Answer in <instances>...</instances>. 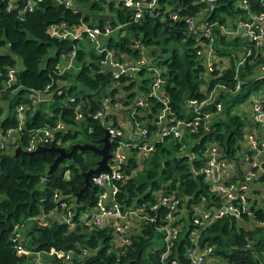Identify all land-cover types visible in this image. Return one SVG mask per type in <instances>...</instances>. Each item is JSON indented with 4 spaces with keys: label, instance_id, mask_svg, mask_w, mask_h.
<instances>
[{
    "label": "trees",
    "instance_id": "1",
    "mask_svg": "<svg viewBox=\"0 0 264 264\" xmlns=\"http://www.w3.org/2000/svg\"><path fill=\"white\" fill-rule=\"evenodd\" d=\"M77 1H86L89 9L59 0H37L33 8L23 10L26 0H0V48L6 47L0 52V97L7 108L3 113L0 107V131L14 129L20 146L17 151L16 144L11 151L7 150L10 145L0 147V264H171L172 258L178 260L177 264H190L185 248L194 227L191 222L195 206H210L219 199L201 171L206 141L217 139L233 165L244 163L242 138L250 124L240 104L253 91L264 90V76H256L264 54L259 52L254 61L237 68L233 63L239 53L231 50L246 47V42L221 33L219 24L244 15L238 0H157L153 6L144 5L138 17L135 8L120 0ZM263 1L249 0L250 8L262 9ZM105 6L108 15L96 16ZM188 15L196 18L197 26L203 20L217 21L214 47L222 59L214 62L212 71L206 69L203 57L197 53L205 40L188 29ZM60 21L70 28L85 22L102 32L106 28L114 30V34L107 33L104 45L121 60L136 59L144 50L148 63L165 78L161 91L170 108L169 116L186 120L201 117L196 130L185 131L181 139L165 135L147 156L139 154L136 140L126 138L130 146L122 164L125 178L116 180V199L124 206L145 203L151 214L149 205L160 195L179 199V220L185 227L164 261L160 259L164 242L159 219L140 220L138 228L130 231L129 242L117 245L110 222L99 227L83 218V211H91L97 202L100 190L93 183L94 173L89 176L90 185L81 191L84 172L100 159L97 152L76 149L50 168L56 151L27 149L33 132L44 127L52 138L44 146L63 145L69 149L72 143L80 142L101 147L106 120L119 124L114 110L103 118L94 117L105 103L135 108L130 120L142 123L151 133L160 127L157 116L164 104L150 94L153 76L148 65L143 64L134 76L114 77L101 64L103 52L84 47L77 38L59 39L50 34L49 25ZM72 49V65L64 67L62 55ZM14 54L20 57L21 68ZM12 67L14 79L8 81L7 71ZM235 69L243 79L239 90L233 89ZM216 83L225 86L217 87L213 100L199 111L186 107V98L202 100ZM128 88L134 89L127 92V99L118 97V91ZM140 95L146 97V103L131 105L130 98ZM217 101L222 104L219 110L215 107ZM20 103L25 106L21 122L16 115ZM76 106L82 112L80 118L75 116ZM59 121L64 128L56 129ZM115 144L110 140V152ZM55 192L59 197L54 198ZM63 200L76 212L74 226L61 218ZM166 209L161 206L160 215H165ZM254 210V215L244 214L241 218L220 217L202 229L200 241L213 246L212 264H264V224L257 223L263 212ZM17 244L26 253H17ZM60 250L69 251V257L65 258Z\"/></svg>",
    "mask_w": 264,
    "mask_h": 264
},
{
    "label": "built area",
    "instance_id": "2",
    "mask_svg": "<svg viewBox=\"0 0 264 264\" xmlns=\"http://www.w3.org/2000/svg\"><path fill=\"white\" fill-rule=\"evenodd\" d=\"M66 5H72V0H59ZM124 5L135 8V17L140 16L142 7L144 5L153 6L157 0H120ZM203 1V0H195ZM212 1V0H208ZM37 3V0H26L24 9H31ZM264 4V1H263ZM238 6L244 10V15H239L226 23L219 24L220 32L227 36H237L246 42V47L235 48L231 51H236L238 54L233 63L235 67L243 66L246 61H254V56L264 54V7L259 10L250 8L249 0H238ZM212 8L213 5L211 4ZM176 17V13H172ZM185 20L188 24V29L195 34L201 35L205 42L204 45L198 47L197 53L203 57V63L208 71H212V65L216 60H221L222 56L218 54L214 47V26L217 24L216 20H203L199 26L196 24L194 16H186ZM50 34L59 39L64 38H80L83 34L87 39L94 43L95 48L99 52H103L101 64L103 67L111 70L114 77L120 75L134 76L137 70L144 64L148 65V70L152 74V83L150 94L156 96L164 104L161 113L157 116L159 130L151 133L148 128L140 122L132 123L130 130L131 136H125V129L119 124L115 125L109 122L106 125V131L109 133L110 140H115L116 144L111 151V161L108 160L110 170H103L93 175V183L100 188L98 199L93 206L90 214L82 215L87 219L86 222L91 221L101 227L106 222H110L115 234L117 245H122L129 242L130 231L138 228V220L154 221L159 219V231L163 234L164 249L161 253L160 259L164 261L166 256L172 251V246L175 240L182 232L185 224L180 221V208L178 205L179 199L160 195L159 199L149 205L152 214L147 211L146 204L135 206H124L116 199V191L119 184L116 180L125 178L122 164L126 161L129 152L130 140H136L139 154L147 156L153 150V147L158 140H162L165 135L172 134L174 138L181 139L185 131L196 130L200 121V116H195L192 119L186 120L184 118H174L170 115V108L167 104L165 94L161 91L162 84L165 78L161 75L159 69L148 63L147 54L144 50L136 59L121 60L117 58L113 51L107 46L99 42V34L102 33L98 26H77L75 28L68 27L63 21L53 22L49 25ZM106 28L104 33H108ZM234 52H232V55ZM75 50L72 49L69 53V59L66 67L72 65ZM229 55V54H228ZM227 56V61L229 60ZM226 61V62H227ZM15 68H9L7 71L8 81L14 79ZM256 76H264V61L258 64V71ZM236 79L234 90L241 88V81L243 79L239 76L237 69L233 74ZM224 87L222 83L213 85L210 92L202 100L194 97L185 99L186 107H192L195 111L199 109L208 101L213 100L216 94L217 87ZM146 97L140 95L136 101V105H144ZM221 102L215 103L216 110L221 109ZM120 104L112 106L105 103L103 109H98L94 113V117L103 118L104 115L117 109ZM17 117L20 122L23 120V111L25 106L20 103L17 106ZM240 109L244 110L246 117L249 120L250 126L245 131L242 142H247L245 150L242 151L244 163L238 166L233 165L228 158L225 157L223 146L217 139H208L209 143L205 147V162L201 171H203L205 178L219 196L217 202L210 206L199 204L195 206V211L192 215V224L194 227L189 231V245L185 248V256L190 264H212L214 261L213 246L207 242L200 241V232L205 229L212 222L223 216H231L241 218L244 214L254 215L255 208L263 212L262 219L257 223L264 224V90L257 89L249 96V98L240 104ZM135 108L132 110V112ZM210 113H205L207 118ZM75 116L80 118L82 112L79 106L75 107ZM119 120V119H118ZM105 124V123H104ZM64 128L62 122H57L56 129ZM12 129L7 132L0 131V147L5 146L6 138L11 134ZM51 141V132L48 128L36 129L27 145L28 150L35 149L37 145H44L46 141ZM250 152V153H248ZM241 170V174L238 171ZM59 197L58 193H54V198ZM63 208L61 213L62 220L66 221L68 225L74 226L75 213L72 204L63 200L60 202ZM164 206L165 215H160V207ZM133 223V228L130 230V225ZM137 223V225H136ZM136 225V226H135ZM17 253H24V248L16 245ZM85 252V251H84ZM26 253V252H25ZM65 258L69 257V251H59ZM178 260L172 258L171 264H177ZM166 264V263H165Z\"/></svg>",
    "mask_w": 264,
    "mask_h": 264
},
{
    "label": "water",
    "instance_id": "3",
    "mask_svg": "<svg viewBox=\"0 0 264 264\" xmlns=\"http://www.w3.org/2000/svg\"><path fill=\"white\" fill-rule=\"evenodd\" d=\"M103 145L101 147H97L93 144L90 143H80V142H74L71 144L70 148L67 149L66 147H64L63 145H49V146H41V145H37L36 148L34 150H42V149H49V150H54L56 151L58 154L56 155L54 161L51 163L50 168L55 167V165L64 157H70L72 152L76 149H92L95 152H97L100 155V159L97 162V165L94 168H90L89 170H87L86 172H84L85 175V184L84 186L81 188V191L86 188L88 185H90V180H89V176L92 174H97L103 170H110V166H109V158L111 157V152L109 150L110 148V139H109V133L106 131L105 135L103 136ZM20 148V146H18L16 148V151Z\"/></svg>",
    "mask_w": 264,
    "mask_h": 264
},
{
    "label": "rangeland",
    "instance_id": "4",
    "mask_svg": "<svg viewBox=\"0 0 264 264\" xmlns=\"http://www.w3.org/2000/svg\"><path fill=\"white\" fill-rule=\"evenodd\" d=\"M72 2H73V5H75V6H77V5H79V6H81L82 8H88V3L86 2V1H80V2H78L77 0H72ZM237 4V1H234V5H236ZM89 9V8H88ZM90 11V10H89ZM99 14L100 15H108V9L106 8V6L102 9V10H100L99 12H97V13H95V15L96 16H99ZM91 17H92V19H94V15H91ZM111 31H112V34H114V30H109V32L108 33H111ZM100 35V34H99ZM103 35H106V34H103ZM102 34L99 36V42L101 43V44H103L104 45V42H102V38L104 39L105 37L103 36ZM79 40H80V43L84 46V47H86V48H91V47H94L95 48V46H94V43H92L91 41H89L88 39H87V37H86V35H82L80 38H78ZM104 41V40H103ZM8 50V49H7ZM6 51V47H2V48H0V52H5ZM50 52H53V50H51ZM69 56V55H68ZM14 58L16 59V61H17V67L18 68H21L22 66H23V64L21 63V60H20V57L18 56V55H15L14 54ZM66 58V57H65ZM62 59V58H61ZM134 88H128V89H121L120 91H118V93H117V95H119L118 97H120L121 95L123 96V98L125 97L126 99H127V97H126V94H127V92H129V91H131V90H133ZM135 97V96H134ZM130 98V103H131V105L134 103V102H136L137 100H138V98H139V96H137V97H135V98ZM120 100V99H119ZM121 102L123 103V105L125 104L122 100H121ZM137 106V105H136ZM117 115H118V119L121 121V122H126L125 120H128V124L129 125H131L132 124V121L130 120L131 119V111H132V108H130V107H125V106H120L118 109H117ZM241 113H243L242 111H240ZM119 113V114H118ZM245 113V112H244ZM246 114V113H245ZM127 116V117H126ZM125 117V118H124ZM109 122H111V121H107L106 120V122H105V126L107 125V124H109ZM248 127V126H247ZM249 128V127H248ZM248 128H246L245 129V131L248 129ZM14 135L15 136H18L17 135V132L16 131H14ZM17 140H18V138H17ZM17 140L15 141V142H11L9 145V148H7V150H9V151H11L12 149H13V146L15 145V148H17L18 147V145H17ZM207 143H209V140H207L206 141V144ZM89 210V209H88ZM88 210H85V211H83V215H85V216H87L89 213H90V210L88 211ZM139 223H140V221L138 220V225H139ZM136 225H137V223H136ZM135 225V226H136ZM133 228V223H131V225H130V230Z\"/></svg>",
    "mask_w": 264,
    "mask_h": 264
},
{
    "label": "crops",
    "instance_id": "5",
    "mask_svg": "<svg viewBox=\"0 0 264 264\" xmlns=\"http://www.w3.org/2000/svg\"><path fill=\"white\" fill-rule=\"evenodd\" d=\"M72 5H73V2H72ZM82 25V27H84V26H88V24L87 23H85V22H83V23H81L79 26H81ZM109 32V31H108ZM111 33H112V31H111ZM103 35V34H106V35H103L105 38L103 39H101L102 40V42H104V44H105V42H106V37H107V33H104V32H102V33H100V35ZM99 35V36H100ZM83 36H84V34H83ZM104 40V41H103ZM69 53H66V54H63L62 55V59H61V64L64 66V67H66V64H67V62H68V59H69ZM66 57V58H65ZM5 97V96H4ZM137 97V96H136ZM5 105H6V103H5V99H3V98H1L0 97V107H2V109L4 110L3 111V113L5 112V111H7V108H5ZM6 109V110H5ZM118 112V111H117ZM119 114V113H118ZM4 115V114H3ZM127 117V116H126ZM125 118V117H124ZM120 121V120H119ZM126 122H121V125L124 127V129H125V136L126 137H129V136H131V132H130V130H131V126H132V124L131 125H129L128 124V120H125ZM14 129L12 130V132H11V134L6 138V145H9L11 142L13 143V142H15L16 141V138H17V136H15L14 135ZM243 143V142H242ZM247 145V142L246 141H244V143H243V146H245V145ZM15 151H16V148H15ZM83 215V214H82Z\"/></svg>",
    "mask_w": 264,
    "mask_h": 264
}]
</instances>
